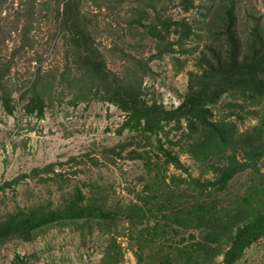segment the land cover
Listing matches in <instances>:
<instances>
[{"label": "rangeland", "instance_id": "obj_1", "mask_svg": "<svg viewBox=\"0 0 264 264\" xmlns=\"http://www.w3.org/2000/svg\"><path fill=\"white\" fill-rule=\"evenodd\" d=\"M56 1H34L25 41H22L23 4L20 5V0H0V67L6 66L2 82L11 87L13 104L11 112L0 104V185L3 186L0 188V217L17 206L60 205L75 185L86 195L101 199L104 207L118 210L117 216L111 220L79 217L56 221L38 230L31 239H6L0 245V264H14L15 255L21 256L24 264H166L160 259L175 254L182 242H190L189 231L196 236L201 234L198 228L184 227L180 217L171 214L174 199L189 203L192 200L189 193L193 192L184 182L178 181L175 185L174 176L189 173L203 179L212 173L206 161L198 162L182 145L176 144L169 146L186 166V171L161 163L160 159L147 167L144 162L147 155L129 157L126 154L129 148H139L137 135L121 155L105 151L112 160L102 155L101 148L115 145L116 150V144L130 140L134 131L126 127L116 131L124 113L114 104L98 99H77L73 97L75 89L68 78L59 79L61 73L65 76V61L64 45L55 29ZM62 1L58 2L59 9ZM146 1L79 0V4L90 17L88 24L106 65L120 73L126 61L121 50L146 59L151 72L143 76L142 84L154 90L151 92L167 106L169 102L174 104L177 94L183 91L187 71L196 68L194 60L202 44L213 43L212 30L218 25L219 11L228 0H193L194 6L186 11L176 5L163 10L165 15L184 18L191 24L193 34L183 45L197 47L195 51L180 50L173 44V51H164L160 56L154 55V40L146 33L142 25L146 20L138 13L139 8L147 7ZM233 2L240 39H246L255 18L264 34V0ZM135 18L140 19V23ZM168 38L176 39L177 34H170ZM37 65L43 81H51L38 116L25 113L24 100L17 96V86L27 84ZM234 100L222 96L212 106L214 116L221 117L228 112L225 119L233 122L235 131L259 120L264 122V101L251 105L246 103L248 101ZM168 136L174 139V131ZM91 157L96 163H92ZM235 157L246 159L240 149ZM49 164L53 171L40 169ZM263 175L264 153L252 159V166L229 180L218 195L221 207L232 205L248 190L249 183L259 184ZM14 177L17 179L13 184H6ZM167 186L170 200L165 207L160 206V199L146 196L158 194V188L166 191ZM179 189L184 193L177 195ZM132 201L141 204L144 215H136L140 212L134 210L128 220L120 211ZM221 257V253L214 254L203 264H222ZM234 264H264V235L245 247Z\"/></svg>", "mask_w": 264, "mask_h": 264}, {"label": "trees", "instance_id": "obj_2", "mask_svg": "<svg viewBox=\"0 0 264 264\" xmlns=\"http://www.w3.org/2000/svg\"><path fill=\"white\" fill-rule=\"evenodd\" d=\"M34 1L20 0V5L24 6L21 9L24 18V29L20 31L22 41H25V32L30 24L28 16H32ZM59 1H56L53 9L55 29L64 45L65 76L61 73L59 79L68 78L75 89L73 97L77 99H98L114 104L124 113L116 131L120 132L124 127L134 131L130 140L116 144V150L115 145L101 148L102 155L110 160L112 158L105 151L121 155L125 146L137 135L136 144L139 148H129L126 154L129 157L147 155L144 159L147 167L160 159L161 163H170L186 171V166L169 146L176 144L182 145L198 162L206 161L212 173L203 179L189 173L186 176H174L175 185L178 181L184 182L193 192L189 193L192 198L189 203L176 202L174 199L170 206H174L171 214L180 217L184 227L198 228L201 234L196 236L189 231L187 236L191 241L182 242L175 254L171 257L165 255L160 260L166 264L172 261H178V264H203L214 254L221 253L222 264H234L245 247L264 235V175L259 184L249 183L248 190L232 205L221 207L217 199L237 172L252 166V159L264 153V122L259 120L248 128L235 131L233 122L225 119L228 112L215 117L212 106L222 96L231 101H248L246 103L251 105L264 101V34L258 20L255 18L246 39L242 41L236 30L234 2L228 0L219 11L218 25L212 30L213 43L202 44L194 60L196 68L187 71L183 91L177 94L174 104L169 102L165 106L151 92L154 90L142 84L143 76L151 72L146 59L121 50L126 57L121 72L109 68L95 45L88 24L90 17L81 10L79 0H63L60 9ZM146 4L147 7L139 8L138 13L141 19L146 20L142 25L154 40V55L173 51V44L180 50L195 51L197 46L183 45V41L193 34L191 24L184 18H172L162 12L174 5L186 11L194 6L193 0H147ZM135 19L140 23V19ZM170 34H177V38L169 39ZM5 69L6 66L0 67V104L5 111L11 112L12 89L2 82ZM33 73L27 84L17 86V96L24 100L22 108L25 113L38 116L42 112L44 96L48 93L51 81H43L38 65ZM171 131H174V139L168 136ZM238 149L245 155V160L235 157ZM90 160L96 163L95 158L91 157ZM40 169L44 172L53 171L50 164ZM32 170L36 172L37 168ZM16 179L11 178L6 184H13ZM168 190V186L166 191L158 188V194L146 196L160 199V206L165 207L170 200ZM181 191L179 189L177 195L184 193ZM134 210L140 212L136 215H144L143 207L136 201L126 204L120 212L131 220ZM117 211L104 207L101 199L86 195L75 185L60 205L46 207L36 203L17 206L5 212L0 217V245L13 237L31 239L38 230L56 221L79 217L111 220L117 216ZM177 211L182 214H176ZM175 220L179 221V218ZM20 257L15 255L13 263L24 264Z\"/></svg>", "mask_w": 264, "mask_h": 264}]
</instances>
